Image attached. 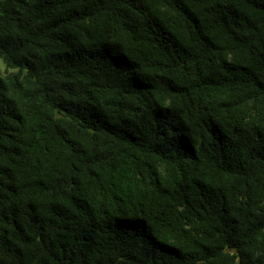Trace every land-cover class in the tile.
Here are the masks:
<instances>
[{
    "label": "trees",
    "instance_id": "1",
    "mask_svg": "<svg viewBox=\"0 0 264 264\" xmlns=\"http://www.w3.org/2000/svg\"><path fill=\"white\" fill-rule=\"evenodd\" d=\"M0 61V264H264V0H0Z\"/></svg>",
    "mask_w": 264,
    "mask_h": 264
},
{
    "label": "rangeland",
    "instance_id": "2",
    "mask_svg": "<svg viewBox=\"0 0 264 264\" xmlns=\"http://www.w3.org/2000/svg\"><path fill=\"white\" fill-rule=\"evenodd\" d=\"M0 63H2L1 61H0ZM2 66V65H1ZM2 69H3V67H2Z\"/></svg>",
    "mask_w": 264,
    "mask_h": 264
}]
</instances>
